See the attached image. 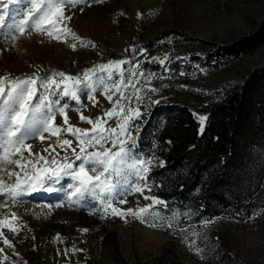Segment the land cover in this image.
I'll use <instances>...</instances> for the list:
<instances>
[{"label":"rangeland","instance_id":"obj_1","mask_svg":"<svg viewBox=\"0 0 264 264\" xmlns=\"http://www.w3.org/2000/svg\"><path fill=\"white\" fill-rule=\"evenodd\" d=\"M29 7L27 0L16 4L0 0V15L9 24L13 18L21 19ZM65 15L72 16L64 22L66 26L86 41V46L73 50L71 45L77 40L72 37L57 41L34 31L17 34L15 41L0 37V77L63 72L80 81L88 79L87 87L83 83L77 85L79 105L66 97L60 99L69 105V124L89 129L92 126L80 120L81 113L95 120L112 107L101 94L100 81H106V74L99 71V66L109 61H131L124 65L123 79L141 89L140 105H130L140 106L142 112L136 121L137 150L142 155L157 157L149 172L151 191L144 195L167 202V209L158 204L153 213L169 215L190 210L191 216H184L180 226L191 230L188 237L196 240L205 255L201 258L190 251L181 238L180 228L151 227V214H144V222L131 215H108L101 219L96 210L100 204L91 193L87 194V202H70L74 188L67 186L76 182L66 176L55 185L57 189L63 186L62 191L41 189L19 202L0 197V220L8 218L13 226L20 227L18 234L2 228L13 247L5 246L0 238V261L7 255L3 264H264V0H102L91 6L86 3L68 8ZM247 38H257L253 39L257 41L255 46L240 55L228 52L231 46H239ZM5 48L10 50L3 51ZM161 59L164 65L159 63ZM137 62L139 67L134 68ZM132 72L143 75L131 76ZM56 79L59 81L60 77ZM147 88L156 91L148 92ZM89 89L98 102L95 107L88 98ZM133 92L128 89L127 95ZM237 93L241 104L230 109L229 116L212 114V109L223 104L225 97ZM194 113L207 117L205 126L213 120L228 124L231 133L237 130L239 183L248 184L250 189L247 197L232 199L234 204L212 217L179 198L180 191L194 189V176L202 171L207 154H202L201 160L188 161L185 170L191 176L182 173L179 178L168 169L161 174L163 183L155 176L158 169L171 163L175 153L192 146L188 142L191 120L200 132ZM117 122L111 120L107 126L115 127ZM56 125L66 127L59 115ZM42 134L49 137L47 132ZM60 138L72 140V147H77L73 136L61 133ZM56 139L51 136L42 142L38 134L27 143L33 153L47 156L44 149ZM57 152L72 159L70 149ZM24 156L30 158L26 151ZM158 161H163V166ZM222 162L220 158L215 169H220ZM79 163L73 161V167ZM9 170H16L15 166L10 165ZM0 179L7 184L15 181L6 172H0ZM144 195L135 192L117 196L113 206L121 210L143 208L152 203ZM120 199L127 202L120 204ZM13 213L16 219H12ZM204 221L211 223L204 226ZM57 234L61 240L55 239Z\"/></svg>","mask_w":264,"mask_h":264},{"label":"snow or ice","instance_id":"obj_2","mask_svg":"<svg viewBox=\"0 0 264 264\" xmlns=\"http://www.w3.org/2000/svg\"><path fill=\"white\" fill-rule=\"evenodd\" d=\"M3 2L16 4L21 0H3ZM27 2L30 7L18 21L13 18L12 23L6 24L5 17L0 15V37L15 41L17 34L22 36L32 31L45 34L57 41L72 37L77 40V43L71 45L75 50L78 46H86L87 42L77 37L66 26L64 22L70 21L72 16L65 15V10L77 5L83 6L86 3L91 6L102 0H27ZM80 10L82 12L83 7ZM9 50L3 49V51ZM140 54H143L142 50ZM153 62H156L155 58ZM129 63L131 61L117 60L99 66V71L106 74V81H100L101 94L112 104V107L95 120L81 113L79 118L92 126L89 129H80L69 124V117L66 114L69 105L60 99V97H66L79 105L77 85L83 83L87 87L88 79L80 81L63 72L42 76L33 73L31 76L24 77H12L11 75L0 77V172H6L9 177L15 178L12 184H7L0 179V197L19 202L22 197L41 189L47 192L62 191L63 186L57 189L55 185L60 183L64 177L70 176L76 182V185L68 184L67 186L69 189L74 188L69 196L70 202L80 199L87 202V194L91 193L100 204V208L96 210L101 213V219L108 215H118L121 218L131 215L144 222V214H151L154 216L151 227L180 228L181 238L188 244L190 251L196 252L203 258L205 255L203 248L197 244L195 239L188 237L191 230L180 226L184 216H191V211L184 210L169 215H161L158 211L153 213L152 209L158 204H164L167 209V202L158 197L144 195L145 191H151L148 185L149 172L157 163V157L154 154L142 155L137 150L139 126L136 121L140 120L142 112L140 106L131 107L130 105L132 103L140 105L142 96L141 89L132 84L131 80L125 82L123 79L126 71L124 65ZM159 63L164 65V59H161ZM133 67L138 68L139 62ZM165 71L168 69L165 68ZM130 75L142 76L143 73L132 72ZM57 76L60 77L59 81L56 79ZM107 81H111V84ZM128 89L134 90L133 95H127ZM145 90L156 91L154 88ZM53 97L56 98L53 99ZM88 98L93 102L94 107L97 106L98 102L91 94V89H89ZM124 101L127 103H122ZM57 115L63 118V125L66 127L56 125ZM193 115L198 119L202 133L207 117L198 116L195 113ZM111 120L118 121L115 127L107 126ZM134 131L136 136H133ZM44 132L49 133V137L57 138L54 144H49L44 149L47 156L33 153L31 145L27 143L29 139L38 134L43 142L49 138L42 134ZM61 133L73 136L77 147H72V140L61 139ZM105 144L111 146L105 147ZM97 146L100 148L99 151L88 150ZM57 149L61 151L70 149L72 159L67 155L61 157ZM25 151L30 158H25ZM73 161H80L76 168L73 167ZM158 163L163 166L164 162L158 161ZM10 165H14L16 170H9ZM135 192L144 195V199L151 200L152 203L136 210H121L113 206V201L117 196ZM118 202L123 204L127 201L120 199ZM92 207L95 209L96 205L93 204ZM12 219H16L15 213L12 214ZM210 223L211 221L203 222L204 226ZM3 227H7L14 234L19 233L20 227L13 226L8 218L0 220V238L5 246L13 247V244L4 237ZM81 231L87 232L88 229ZM194 235H199V233ZM55 239L61 240L59 234ZM72 251L82 250L72 249ZM0 253H3L2 248H0ZM7 260L8 256L4 255L3 261ZM3 261H0V264H3Z\"/></svg>","mask_w":264,"mask_h":264},{"label":"trees","instance_id":"obj_3","mask_svg":"<svg viewBox=\"0 0 264 264\" xmlns=\"http://www.w3.org/2000/svg\"><path fill=\"white\" fill-rule=\"evenodd\" d=\"M253 39L257 40V38L243 39L239 46H231L228 52L234 55L246 52L257 43ZM238 95L239 93L233 94L231 97H225L223 104L218 108L212 109V114L214 116L218 114L229 116L230 109L236 104H241V99ZM237 113H241L240 108L237 109ZM190 122L192 130L188 133L190 136L188 142H191L192 146H185L181 153H177V155L175 153L171 163H166L164 167L158 169L155 176L161 180V183H163L161 174L165 172V169L171 170L173 173L175 171V176L179 178L182 173L191 176L192 173L185 170L187 169L185 166L188 161L190 162L193 159L201 160L202 154H207V159L202 163L204 165L202 171L197 173L196 177L194 176V189L180 191L179 198L187 202L191 208L200 211L201 214L212 217L220 214L225 207L234 204L235 201H232V199L237 200L238 198L247 197L250 190L248 184L244 186L239 183L237 172L240 167L237 165L238 133L237 130L231 133L228 124L213 120L207 123L201 133L197 131L194 121L191 120ZM259 128L261 134V127ZM262 136H264V132ZM220 158H223L222 167L215 169V164L219 162ZM163 176L167 177L166 175ZM245 213L249 214V211ZM197 219L198 217H196V221Z\"/></svg>","mask_w":264,"mask_h":264}]
</instances>
